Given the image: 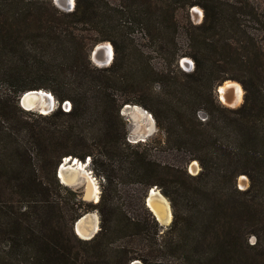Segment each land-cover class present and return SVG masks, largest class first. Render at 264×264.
<instances>
[{
  "label": "trees",
  "instance_id": "trees-1",
  "mask_svg": "<svg viewBox=\"0 0 264 264\" xmlns=\"http://www.w3.org/2000/svg\"><path fill=\"white\" fill-rule=\"evenodd\" d=\"M51 1L0 0V264H264V0H75L69 13ZM140 22L158 41L156 71L130 42ZM87 23L105 36L77 38L72 24ZM102 41L115 54L96 68L88 55ZM228 80L243 91L237 108L216 99ZM38 89L58 103L49 115L18 105ZM125 105L152 115L172 162L126 141ZM68 156L102 179L96 203L65 197L56 173ZM153 187L172 209L165 230L146 205ZM91 211L99 230L83 240L73 225Z\"/></svg>",
  "mask_w": 264,
  "mask_h": 264
},
{
  "label": "rangeland",
  "instance_id": "rangeland-1",
  "mask_svg": "<svg viewBox=\"0 0 264 264\" xmlns=\"http://www.w3.org/2000/svg\"><path fill=\"white\" fill-rule=\"evenodd\" d=\"M105 1L107 3L108 0H105ZM123 1H125V0H123ZM155 1L157 3L159 2V0H155ZM43 2L45 4L47 3L46 0H43ZM51 3H52V6L54 7V9H56L59 13H69L73 10V8L75 6V0H73L72 6L70 5L68 7H65L61 4H58L57 2H55V0H52ZM113 4H115V7H118V4L120 5V4H122V2L120 0H109V5L113 6ZM123 4H126V3L123 2ZM119 9H122V8L119 7ZM124 10L126 11L127 9L125 8ZM193 10H195V11H193ZM188 13H189V18H190V21L192 22V24L198 25L202 22L204 14H203V11L200 7L194 6L191 9H189ZM178 18L181 21V13L178 14ZM71 28H72L73 34L77 38H81L84 43L89 42V39L101 38V37L105 36L102 33H95L93 31L91 25L88 23L87 24H72ZM146 34H147L146 33V27H145L144 23L140 22V23H137L136 25H130V42H131V40H133V43L136 46V48L142 50V52H144V54L148 56V58H149L148 61H149L150 66L153 68L154 71H156V69H159L160 65L162 64V60L160 58V54L158 51V41L151 40L150 38H148L146 36ZM105 43L109 44L112 47L113 55H112L111 60L108 62V64L103 65V64L98 63V61H95L94 56H93V52L99 44H105ZM131 49H132V46L130 44V51H131ZM114 54H115V51H114V47H113L112 43L110 41H102V42H98L97 44H94L91 47V50H90L89 55H88V59H89L90 63L92 64V66H94L96 68H106V67H109L111 65L113 58H114ZM97 56H98L99 60H101L102 55L100 54V52H98ZM182 59L183 60L186 59L187 62L182 63ZM182 59L179 60V63H178L179 67H181V69L185 72H190L191 71V64H193V62L189 58H182ZM226 82H232V83L238 84L236 81H232V80L225 81L223 84H225ZM223 84H221V85H223ZM4 88H5L4 84L0 83V91L3 90ZM230 89L231 88H229V90ZM157 90H158V87L156 85V86H154V91H157ZM215 95H216V99L218 100V102L222 106L232 109V108H237L242 103L243 91H242L241 100H239L238 104L237 103L233 104L234 94H233L232 90H230V93L226 92L224 94V98H225L224 100L221 99V95L218 91V88L215 91ZM232 97H233V99H232ZM127 106H130V108H126ZM57 107H58V103L56 102L54 107L52 108V110L47 112V113H42L38 110H32V111H28V112H30L34 115L46 116V115H49L50 113H52L53 111H55L57 109ZM135 107H139V108L143 109L144 111H146V113L148 115L138 112L135 109ZM120 115L122 116L123 120L126 123V132H127L126 141L129 144H131V145H135V144L149 145L150 147H153L152 152H153V156L156 160L161 161V162H165V161L170 160L172 162L173 157L168 155L166 152H164L160 149L161 146L163 145L164 136L157 129L152 115L147 110H145L140 105H125L121 109ZM200 117L202 119H204L205 115L203 113H200ZM31 118H35V117L32 116ZM64 160H65V158H64ZM88 160L89 159L86 158L85 161H88ZM186 169H187V172L189 174L195 175L198 172L199 167L196 164V162H191L187 165ZM86 171H90V173H87V174L89 175V177H92V179L95 180L94 182L96 183V185L98 187V191H99L98 196L100 197V193H101L100 183L102 182V179L96 177L93 174L89 161H88ZM84 174L85 173H82V174L79 173L77 182L74 184L70 185V184H64L63 183V185L68 188V192L65 193V197L68 199L70 204L75 203L78 199H81L82 201H84L86 203H94V201L91 199V197H89V193H88L89 178H87L86 174L85 175ZM238 187L242 190H244L248 187V180L244 176H241L238 179ZM124 190L128 191L129 194L133 193V191H130V189L126 188ZM155 190L160 192V190L158 188H156ZM120 193L122 196H124L123 192H120ZM146 199H147V197H146ZM121 201L122 200L118 201L119 204ZM145 201L147 202V200H145ZM167 202L169 203L168 200H167ZM169 206H170V203H169ZM123 208H124V206H123ZM170 211H171V220H170V223H171L172 222L171 206H170ZM87 214H90V215L95 214L98 217V221L100 222L98 213L96 211H91ZM170 223H168V225H166V224H161L158 222L159 226L161 227V230H165L170 225ZM98 226H99V223H98ZM135 262L136 261L131 262L130 264H134Z\"/></svg>",
  "mask_w": 264,
  "mask_h": 264
},
{
  "label": "bare ground",
  "instance_id": "bare-ground-1",
  "mask_svg": "<svg viewBox=\"0 0 264 264\" xmlns=\"http://www.w3.org/2000/svg\"><path fill=\"white\" fill-rule=\"evenodd\" d=\"M56 2L58 4L65 6V7H68L70 5L72 6V4H73V0H56ZM193 11H195V10H193ZM98 52H100V54L102 55L101 60H99V58L97 56ZM112 55H113L112 47L107 43L99 44L93 52V56H94L95 61H98V63L103 64V65L108 64V62L112 58ZM185 61H187V60L182 59V63H184ZM229 88H231L230 90H232L233 94H234L233 104H236V103L238 104L239 100H241L242 89L236 83L226 82L225 84L218 87V91L221 95V99L222 100L225 99L224 94L226 92L230 93ZM45 97L47 99L46 100L42 99L41 103L39 105H35L34 103H28L27 105H25V108L30 109V110H38L42 113L49 112L50 109H52L54 107L55 100L49 93H47V95ZM232 99H233V97H232ZM126 108H130V106H127ZM135 109L142 114L148 115L143 109H141L139 107H135ZM66 159H67V162L62 164V167H65L64 169L69 171V175L64 176L62 174V172H60L61 182L64 184H70V185L74 184L77 182L79 173H81V174L85 173L87 178H89V181H88V183H89V185H88L89 197H91V199L94 202H97L99 191H98V187H97L96 183L94 182L95 180L92 179V177H89V175L87 174V173H89L88 171H86L88 162H87V164H85V167H84V166H82L81 163H79L75 159L73 165L67 166L69 164V162H68L69 158H65V160ZM147 204L149 206V209L152 211V213L154 214L155 218L158 220L159 223L167 225L170 222V220H171L170 206H169V203L167 202V200L161 195L160 192H158L157 190L152 188V192L150 194V197L147 200ZM97 225H98V218L95 214H93V215L87 214V215L83 216L77 225L78 236L81 238L90 237V235L93 233V231L95 229H97ZM134 264H137V263L135 262Z\"/></svg>",
  "mask_w": 264,
  "mask_h": 264
},
{
  "label": "water",
  "instance_id": "water-1",
  "mask_svg": "<svg viewBox=\"0 0 264 264\" xmlns=\"http://www.w3.org/2000/svg\"><path fill=\"white\" fill-rule=\"evenodd\" d=\"M55 2H56V0H55ZM56 4V3H55ZM185 62H187V61H185ZM47 93H49L53 98H54V96L50 93V92H48V91H45V90H42V89H38V90H30V91H26V92H24L23 94H21L19 97H18V105H19V107H21L23 110H26V111H32V110H30V109H26L25 108V105H27L28 103H34L35 105H39L40 103H41V100L43 99V100H46L47 98L45 97L46 95H47ZM55 100V99H54ZM57 101L55 100V103H56ZM52 109H50V111H51ZM146 112V111H145ZM66 158H69V160H68V162H69V164L67 165V166H70V165H73V163H74V160L76 159V158H73V157H71V156H68V157H66ZM79 163H81L82 164V166H84L85 167V164H87V162L88 161H85V162H81V161H79L78 159H76ZM65 162H67V159L66 160H64L63 159V161H62V163L59 165V167H58V169H57V178L59 179V181L61 182V180H60V172H62V174L64 175V176H68L69 175V171L68 170H66V169H64L65 167H62V164H64ZM89 173H90V171H88ZM78 175V174H77ZM62 183V182H61ZM63 184V183H62ZM153 189H156L155 187H153ZM151 192H152V188L149 190V192H148V196H147V199L146 200H148V198L150 197V194H151ZM99 195V194H98ZM98 200H99V196H98ZM94 203H96V202H94ZM146 205H147V207L149 208V206H148V204H147V202H146ZM151 211V210H150ZM152 212V211H151ZM153 214V213H152ZM86 215V214H85ZM85 215H83V216H85ZM154 215V214H153ZM82 216V217H83ZM82 217H80L78 220H76L75 221V223H74V225H73V230H74V232H75V234L78 236V232H77V225H78V223H79V221L81 220V218ZM155 217V216H154ZM98 218V217H97ZM157 220V219H156ZM157 222H158V220H157ZM98 223H99V221H98ZM170 223V222H169ZM168 225V224H167ZM99 230V226L97 225V229H95L94 231H93V233L90 235V237H88V238H81V237H79V238H81V239H83V240H89V239H91V238H93L94 237V235L97 233V231ZM136 263L137 264H141L139 261H136Z\"/></svg>",
  "mask_w": 264,
  "mask_h": 264
},
{
  "label": "built area",
  "instance_id": "built-area-1",
  "mask_svg": "<svg viewBox=\"0 0 264 264\" xmlns=\"http://www.w3.org/2000/svg\"><path fill=\"white\" fill-rule=\"evenodd\" d=\"M191 64V63H190ZM193 69V64H191V70ZM60 107L62 108V110L64 111V112H68L69 110H70V108H71V105H70V103L69 102H64V103H62L61 105H60Z\"/></svg>",
  "mask_w": 264,
  "mask_h": 264
}]
</instances>
